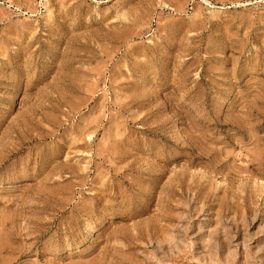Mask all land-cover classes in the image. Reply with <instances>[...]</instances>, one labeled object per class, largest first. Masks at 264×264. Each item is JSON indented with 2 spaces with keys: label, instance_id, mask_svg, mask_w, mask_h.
Returning <instances> with one entry per match:
<instances>
[{
  "label": "rangeland",
  "instance_id": "1",
  "mask_svg": "<svg viewBox=\"0 0 264 264\" xmlns=\"http://www.w3.org/2000/svg\"><path fill=\"white\" fill-rule=\"evenodd\" d=\"M0 264H264V0H0Z\"/></svg>",
  "mask_w": 264,
  "mask_h": 264
}]
</instances>
